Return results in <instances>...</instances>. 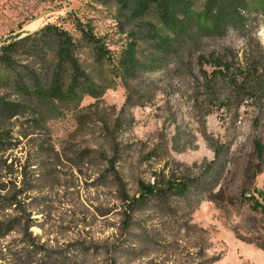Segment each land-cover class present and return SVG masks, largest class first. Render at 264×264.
Returning a JSON list of instances; mask_svg holds the SVG:
<instances>
[{
	"label": "rangeland",
	"instance_id": "obj_1",
	"mask_svg": "<svg viewBox=\"0 0 264 264\" xmlns=\"http://www.w3.org/2000/svg\"><path fill=\"white\" fill-rule=\"evenodd\" d=\"M249 2L253 35L264 47V0ZM202 3L198 0L199 8ZM77 19L93 26L115 53L137 24L114 0H0V47L48 23L78 39ZM150 20L163 30L155 16ZM244 43L235 32L219 42L238 48ZM78 57L94 91L84 90L69 101L30 98L25 117L0 116V129L17 135L25 122L32 133L12 150L0 147V183L25 190L11 212L23 221L31 218L32 224L27 236L14 231L0 238V264H264V212L241 198L242 189L256 190L264 202V149L255 148L256 140L264 145V107L246 102L234 123L224 108L206 118L207 132L230 144L227 168L214 190L225 188L219 202L208 199V193L202 200L196 193L172 196L164 205L140 207L126 228L125 207L108 171L116 144L117 166L131 196L139 189L138 180H152L155 170L199 176L215 152L190 115L183 95L189 87L178 83L172 69L129 80L134 101L141 103L128 104L130 91L112 72L113 61L96 62L83 43ZM18 60L29 82L27 71L35 69L48 87L53 43H43L39 55L26 52ZM140 94H153L152 100ZM0 95L22 100L14 72L2 64ZM177 130L182 135L178 146H187L183 151L173 148ZM38 144L44 145L43 152L36 151ZM256 168L261 171L251 179L248 173Z\"/></svg>",
	"mask_w": 264,
	"mask_h": 264
},
{
	"label": "trees",
	"instance_id": "obj_2",
	"mask_svg": "<svg viewBox=\"0 0 264 264\" xmlns=\"http://www.w3.org/2000/svg\"><path fill=\"white\" fill-rule=\"evenodd\" d=\"M105 1V0H104ZM118 7L129 13V18L137 24L127 31L125 41L118 52H114L104 36L98 35L93 26L81 19L76 20L80 37L76 39L68 30L54 23H48L32 34H17L0 47V64L14 72V86L22 100H9L0 95V116L7 119L26 116L30 111L28 99L48 96L55 100H72L82 91L91 90L92 80L82 65L78 51L81 43L89 47L96 62L113 61L112 72L121 76L129 91L126 103L134 101L133 88L129 80L136 79L145 72L172 69L174 78L189 88L183 95L189 103L191 117L198 123L200 131L213 147L215 157L201 166V174L167 175L164 170H155L152 180H138V191L131 196L126 182L118 168L119 145L113 147L109 172L116 181L119 198L125 207V227L131 223L133 214L150 203L164 205L172 196L187 197L196 193L200 200L207 198L219 202L225 194L221 179L228 164L230 144L214 138L207 132L206 118L217 109H226L232 123L239 120V110L251 101L259 108L264 107V47L253 35L252 8L249 0H114ZM155 16L163 30L150 20ZM231 32L245 38L242 48L234 44H219ZM54 45L55 61L48 87L44 85L42 71L30 69L27 77L18 70V57L26 52L39 55L42 44ZM146 44V47H143ZM135 92V90H134ZM153 94H140L152 100ZM26 123L21 122L16 135L11 129H0V147L9 151L18 147L21 137H29ZM182 137L179 130L173 136V148ZM255 148L262 152L264 145L256 140ZM36 151L43 152L44 145L38 144ZM153 153L149 158H153ZM6 162V161H5ZM10 166V164L8 165ZM250 170V169H249ZM260 169L248 175L254 179ZM206 176V177H205ZM9 181L0 183V238L14 231L24 236L30 234L32 224L28 220L12 214L24 188L11 190ZM241 190V198L250 201L252 208L264 212V202L259 200L256 190ZM264 247V246H262ZM42 251V248H40Z\"/></svg>",
	"mask_w": 264,
	"mask_h": 264
}]
</instances>
